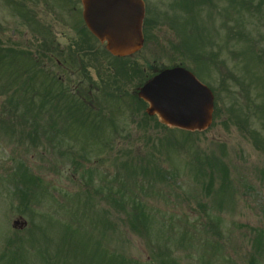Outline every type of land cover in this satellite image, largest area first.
I'll return each instance as SVG.
<instances>
[{
  "label": "rangeland",
  "instance_id": "obj_1",
  "mask_svg": "<svg viewBox=\"0 0 264 264\" xmlns=\"http://www.w3.org/2000/svg\"><path fill=\"white\" fill-rule=\"evenodd\" d=\"M19 1L18 26L0 1V39H6L0 45L6 51L13 37L15 51L27 54L30 39L53 33L59 40L61 32L78 41L86 36L77 0ZM215 1L221 17L229 16L223 55L224 30L218 19L215 33L212 13V34L198 33L193 24L201 41L182 40L186 54L172 46L174 31L162 29L161 17L147 56L159 68L182 62L203 81L213 58L222 87L215 88L214 118L205 132L190 136L146 118L144 106L129 98L136 80L126 89L127 104L100 111L99 149L83 141H93L94 129L79 131L73 114L62 124L61 110L51 117L53 131L48 118L40 122L44 136L35 142L38 128L29 123L40 98L33 94L31 104L24 100L29 87L19 94L13 84L0 86V264H264V0ZM173 6L180 11L183 4ZM27 11L29 24L23 22ZM189 43H195L191 59ZM138 73L143 78L140 66ZM6 81L0 76V85ZM242 86L248 87L245 94ZM47 133L55 135L52 152ZM66 136L68 150L60 143ZM73 156L83 157V174L73 169ZM60 197L64 203L56 201ZM18 217L27 224L15 231L11 223Z\"/></svg>",
  "mask_w": 264,
  "mask_h": 264
},
{
  "label": "water",
  "instance_id": "obj_2",
  "mask_svg": "<svg viewBox=\"0 0 264 264\" xmlns=\"http://www.w3.org/2000/svg\"><path fill=\"white\" fill-rule=\"evenodd\" d=\"M88 29L113 55L124 56L141 44V0H81ZM139 97L149 104L166 125L186 130H203L211 120L212 96L187 72L173 69L149 81ZM19 224L14 223L17 227ZM23 224L19 225L22 228Z\"/></svg>",
  "mask_w": 264,
  "mask_h": 264
},
{
  "label": "flooded vegetation",
  "instance_id": "obj_3",
  "mask_svg": "<svg viewBox=\"0 0 264 264\" xmlns=\"http://www.w3.org/2000/svg\"><path fill=\"white\" fill-rule=\"evenodd\" d=\"M154 17L156 16L155 14H148L146 15L145 12V16H144V22H143V36H144V44L143 47L140 49V51L138 53H136L135 55L132 56V58L137 57L140 60H144L146 59V54L142 52V50H144L145 48H151V43L149 41V37L145 36V31L149 29V26H151L152 28L154 27V21L152 19H148L147 23H146V19L147 17ZM164 29H166V27H163ZM147 33V32H146ZM15 34V30H12V35ZM53 33H50V35L48 36V38H43V37H39V38H35L33 40H30L31 42V52H32V58H37V55L40 56L39 50L37 49V46H41V48H43V55H41L40 57H42L43 60V68L46 70L47 73H49L47 71V69H49V71L51 72L52 69H55L56 71H61V70H67L72 68L73 64L76 62H81L82 60L85 61L87 58L91 59V57H94V48L93 46H90L89 44H85V43H80L78 40L76 39H72L68 36H66L64 33H60V41H64L66 42L65 45H67V47H64L65 45H62L61 42L55 38L52 37ZM147 35V34H146ZM6 42V39L3 38V43ZM18 42L17 39L13 40V43ZM93 44H95V46L99 47L98 44L92 42ZM37 54V55H36ZM56 55L61 56V57H56ZM62 60V62H61ZM52 62H54V66H52ZM52 66V67H51ZM91 67L88 68V72L90 71ZM95 69H93L94 71ZM49 76L53 79L58 80L62 85H63V89L68 92V93H72L75 95H79L80 97V102L83 105H87L88 107H90L91 109H96L98 108L99 105V101L95 98L94 94L99 92V87H97L95 85L94 82V77L90 76V73L88 75V79H86L84 72L82 74V77L77 81L76 83H69L66 80V78L64 76H60L58 74H56L55 76L51 74H49ZM72 82H74V80H72ZM46 91H50L51 87L48 89L47 87L45 88Z\"/></svg>",
  "mask_w": 264,
  "mask_h": 264
}]
</instances>
